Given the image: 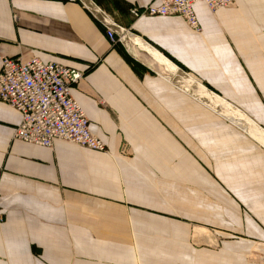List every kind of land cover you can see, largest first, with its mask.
<instances>
[{
  "label": "crops",
  "instance_id": "crops-1",
  "mask_svg": "<svg viewBox=\"0 0 264 264\" xmlns=\"http://www.w3.org/2000/svg\"><path fill=\"white\" fill-rule=\"evenodd\" d=\"M91 1L137 46L79 0H0V66L80 71L71 94L105 145L13 139L0 100V264H264V146L230 117L264 130V0L197 1L200 32L131 14L153 0Z\"/></svg>",
  "mask_w": 264,
  "mask_h": 264
},
{
  "label": "built area",
  "instance_id": "built-area-1",
  "mask_svg": "<svg viewBox=\"0 0 264 264\" xmlns=\"http://www.w3.org/2000/svg\"><path fill=\"white\" fill-rule=\"evenodd\" d=\"M103 24L111 43L128 48L137 46L138 39L101 11L91 0H79ZM202 1L211 12L232 5L236 0H153L131 9L135 18L141 16H172L183 18L188 27L201 31L193 4ZM80 71L56 62H43L32 55L4 56L0 66V100L16 109L21 116L13 129V139L50 147L56 140L80 147L105 151L104 143L89 129V120L71 94ZM0 211V223L3 221Z\"/></svg>",
  "mask_w": 264,
  "mask_h": 264
},
{
  "label": "bare ground",
  "instance_id": "bare-ground-1",
  "mask_svg": "<svg viewBox=\"0 0 264 264\" xmlns=\"http://www.w3.org/2000/svg\"><path fill=\"white\" fill-rule=\"evenodd\" d=\"M199 93H201L200 95H204L202 90ZM211 101H212V105L214 107L218 106V107H222V108H225L226 110H228L227 107L223 106L218 101H215V100H211ZM230 117L233 118V120L235 122H239V124H241L242 127L245 128V130H247L256 140H258V142H260L264 146V130L263 129L259 128L257 125H255L253 122H251L249 120L244 121V119L242 117L236 115L233 112L230 113ZM198 230H200V229H198Z\"/></svg>",
  "mask_w": 264,
  "mask_h": 264
},
{
  "label": "rangeland",
  "instance_id": "rangeland-1",
  "mask_svg": "<svg viewBox=\"0 0 264 264\" xmlns=\"http://www.w3.org/2000/svg\"><path fill=\"white\" fill-rule=\"evenodd\" d=\"M212 238H213L212 242H214V243H217V241L220 240L219 236H217V235H214ZM214 246H215V244H214ZM249 257H250V254H249ZM260 258H261V256H258V259H260Z\"/></svg>",
  "mask_w": 264,
  "mask_h": 264
},
{
  "label": "water",
  "instance_id": "water-1",
  "mask_svg": "<svg viewBox=\"0 0 264 264\" xmlns=\"http://www.w3.org/2000/svg\"><path fill=\"white\" fill-rule=\"evenodd\" d=\"M237 123H239V122H237Z\"/></svg>",
  "mask_w": 264,
  "mask_h": 264
}]
</instances>
